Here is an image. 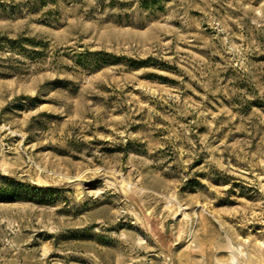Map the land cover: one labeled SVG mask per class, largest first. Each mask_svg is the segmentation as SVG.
I'll return each instance as SVG.
<instances>
[{
	"label": "rangeland",
	"instance_id": "374dc122",
	"mask_svg": "<svg viewBox=\"0 0 264 264\" xmlns=\"http://www.w3.org/2000/svg\"><path fill=\"white\" fill-rule=\"evenodd\" d=\"M0 264H264V0H0Z\"/></svg>",
	"mask_w": 264,
	"mask_h": 264
},
{
	"label": "trees",
	"instance_id": "16d2710c",
	"mask_svg": "<svg viewBox=\"0 0 264 264\" xmlns=\"http://www.w3.org/2000/svg\"><path fill=\"white\" fill-rule=\"evenodd\" d=\"M18 183L11 178L0 175V202H10L17 197Z\"/></svg>",
	"mask_w": 264,
	"mask_h": 264
}]
</instances>
